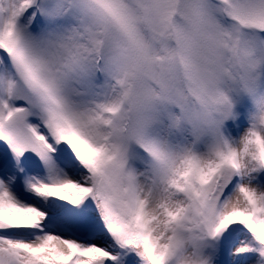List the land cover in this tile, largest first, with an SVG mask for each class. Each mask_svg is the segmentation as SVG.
Listing matches in <instances>:
<instances>
[{
  "label": "snow or ice",
  "instance_id": "obj_1",
  "mask_svg": "<svg viewBox=\"0 0 264 264\" xmlns=\"http://www.w3.org/2000/svg\"><path fill=\"white\" fill-rule=\"evenodd\" d=\"M0 264H264V0H0Z\"/></svg>",
  "mask_w": 264,
  "mask_h": 264
}]
</instances>
